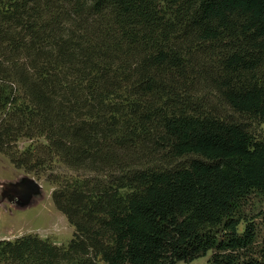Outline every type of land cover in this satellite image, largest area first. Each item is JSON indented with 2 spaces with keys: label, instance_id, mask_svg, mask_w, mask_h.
<instances>
[{
  "label": "trees",
  "instance_id": "1",
  "mask_svg": "<svg viewBox=\"0 0 264 264\" xmlns=\"http://www.w3.org/2000/svg\"><path fill=\"white\" fill-rule=\"evenodd\" d=\"M199 76L264 122V0H0V152L74 228L0 264H264V137Z\"/></svg>",
  "mask_w": 264,
  "mask_h": 264
},
{
  "label": "rangeland",
  "instance_id": "2",
  "mask_svg": "<svg viewBox=\"0 0 264 264\" xmlns=\"http://www.w3.org/2000/svg\"><path fill=\"white\" fill-rule=\"evenodd\" d=\"M66 6L69 5L64 3V7ZM66 16L63 15L60 22L63 33L72 25ZM71 16L76 17L75 14ZM87 18L91 20L92 16L88 15ZM207 72L208 70L202 77L207 76ZM202 77L196 79L194 87L209 99L220 114L245 123L257 138L264 137V122L253 120L246 114H237L226 104H222L217 99L216 90L210 86L206 87L205 83L208 82ZM27 141L25 138L21 139L18 142L19 147L25 146ZM188 158L184 157L181 161H187ZM52 187L43 176H36L32 172L15 167L8 157L0 152V239H15L29 233L46 238L57 246H65L72 237L74 228L55 207L51 197ZM251 203L252 211L259 212L256 220L257 246H260L264 242V197L252 198ZM211 253L210 250L189 262L178 261L176 264H211Z\"/></svg>",
  "mask_w": 264,
  "mask_h": 264
},
{
  "label": "water",
  "instance_id": "3",
  "mask_svg": "<svg viewBox=\"0 0 264 264\" xmlns=\"http://www.w3.org/2000/svg\"><path fill=\"white\" fill-rule=\"evenodd\" d=\"M33 184H34V181H33Z\"/></svg>",
  "mask_w": 264,
  "mask_h": 264
}]
</instances>
